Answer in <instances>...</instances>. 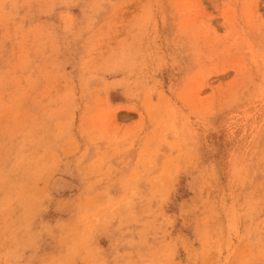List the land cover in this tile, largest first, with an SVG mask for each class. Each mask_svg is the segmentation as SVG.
Here are the masks:
<instances>
[{
    "label": "rangeland",
    "instance_id": "374dc122",
    "mask_svg": "<svg viewBox=\"0 0 264 264\" xmlns=\"http://www.w3.org/2000/svg\"><path fill=\"white\" fill-rule=\"evenodd\" d=\"M0 264H264V0H0Z\"/></svg>",
    "mask_w": 264,
    "mask_h": 264
}]
</instances>
